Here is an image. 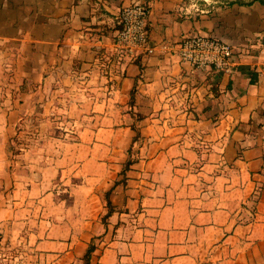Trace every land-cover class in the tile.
<instances>
[{
	"label": "crops",
	"instance_id": "crops-1",
	"mask_svg": "<svg viewBox=\"0 0 264 264\" xmlns=\"http://www.w3.org/2000/svg\"><path fill=\"white\" fill-rule=\"evenodd\" d=\"M133 3L151 52L115 44ZM263 37L264 0H0V264H264Z\"/></svg>",
	"mask_w": 264,
	"mask_h": 264
},
{
	"label": "built area",
	"instance_id": "built-area-1",
	"mask_svg": "<svg viewBox=\"0 0 264 264\" xmlns=\"http://www.w3.org/2000/svg\"><path fill=\"white\" fill-rule=\"evenodd\" d=\"M148 8L141 3L124 7L119 13L120 29L115 35L118 50L133 55L139 50L151 52L146 29ZM264 48V37L262 39ZM234 46L220 38L200 33L191 34L178 42V55L194 68L212 67L227 70L232 62Z\"/></svg>",
	"mask_w": 264,
	"mask_h": 264
},
{
	"label": "rangeland",
	"instance_id": "rangeland-1",
	"mask_svg": "<svg viewBox=\"0 0 264 264\" xmlns=\"http://www.w3.org/2000/svg\"><path fill=\"white\" fill-rule=\"evenodd\" d=\"M28 125H26V127L24 128V136L21 138H16V136L13 138V143L12 145H10V150L12 151V153H16L17 149L19 147H23L25 144L27 143H30V138H32V135L30 137H27L28 134L27 132H33V127H34V124L32 122L30 123H27ZM27 137V138H26ZM26 147V146H25ZM2 190V188H0V191Z\"/></svg>",
	"mask_w": 264,
	"mask_h": 264
},
{
	"label": "trees",
	"instance_id": "trees-1",
	"mask_svg": "<svg viewBox=\"0 0 264 264\" xmlns=\"http://www.w3.org/2000/svg\"><path fill=\"white\" fill-rule=\"evenodd\" d=\"M90 251H91V247L88 248L86 254L84 255V257L80 260L79 263L77 264H88L89 262V255H90Z\"/></svg>",
	"mask_w": 264,
	"mask_h": 264
}]
</instances>
